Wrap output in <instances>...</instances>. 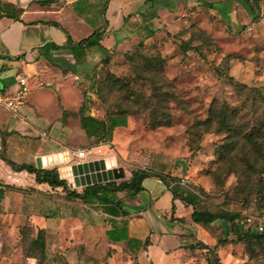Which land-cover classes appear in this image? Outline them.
Returning <instances> with one entry per match:
<instances>
[{
	"label": "rangeland",
	"instance_id": "1",
	"mask_svg": "<svg viewBox=\"0 0 264 264\" xmlns=\"http://www.w3.org/2000/svg\"><path fill=\"white\" fill-rule=\"evenodd\" d=\"M153 3L163 14L155 33L140 36L137 28L122 46V36L113 35V48L95 67L84 65L76 81L79 87L91 83L81 89L92 117L120 109L129 114L117 143L99 145L98 154L119 159L118 167L128 171L125 180L143 167L182 176L205 190L204 206L212 211L245 216L264 210V0L252 4L253 13L249 0H224L211 8L190 0ZM90 33L82 25L75 35ZM221 111L232 130L221 123ZM48 114L52 120L58 116L53 102ZM72 116L79 119V111ZM259 129L263 136L257 141L245 137ZM8 192L0 202V264H153L126 243L110 242L105 217L90 207H80L85 212L79 214L77 201L61 189L45 197L30 196L27 189ZM41 229L43 252L33 243ZM204 229L211 243L193 234L195 246L187 244L171 264H218L216 256L220 264H264V241L239 243L220 221ZM201 243L208 249L199 248Z\"/></svg>",
	"mask_w": 264,
	"mask_h": 264
},
{
	"label": "crops",
	"instance_id": "2",
	"mask_svg": "<svg viewBox=\"0 0 264 264\" xmlns=\"http://www.w3.org/2000/svg\"><path fill=\"white\" fill-rule=\"evenodd\" d=\"M37 1L0 0L21 11L19 21L7 17L0 19V92L14 94L18 90L19 76L27 79L31 89L19 115L0 108V131L8 134L7 155L18 164L36 168L38 158L58 153L65 154V158L69 159L68 165L83 162L77 155L80 150L87 151L86 162L111 157L113 155L106 152L98 154L100 147L91 146L81 128L80 119L72 116L83 103L81 87L87 90L91 85L84 81L83 86L79 87L75 76L83 77L84 65H88L87 70L93 68L107 55L113 48V35L122 36V40L119 38V46H122L127 37L137 35V28L143 30L140 36L154 34L163 15L162 9L151 0H86L83 8L80 7L85 11L82 16L74 8L80 0H54L50 6H41ZM193 1L213 6L224 0H190L192 4ZM82 25L91 28V35L96 28L106 26L101 47L89 48L84 54L81 51L74 53L70 49H57L66 46L69 37L73 42L85 39H77L75 35ZM71 97H74V104L68 103ZM50 102L58 110V116L53 120L48 114ZM71 105L74 107L69 109ZM64 111L67 112L65 124ZM125 128L115 131L113 145L117 143V132ZM1 149L0 135L1 184L27 189L33 197L54 193L47 184H38L33 174L14 171L9 167L1 159ZM65 166L46 169L57 168L60 171ZM143 168L162 174L169 173L157 168ZM124 170L126 178L128 171L125 167ZM172 177L181 179L183 186L189 183L177 174H172ZM173 185L170 180L151 176L144 180L141 193L131 201L124 202L123 207L128 216L113 218L98 210L109 224L107 232L127 228L129 241L121 243H126L131 251L137 252L143 261L153 264L173 263L175 256L183 252V247L187 244L195 246L191 242L193 234L211 243L204 227L193 222V208L174 198ZM77 190L81 192L83 188ZM79 203H75L79 214L85 212V207L89 209Z\"/></svg>",
	"mask_w": 264,
	"mask_h": 264
},
{
	"label": "trees",
	"instance_id": "3",
	"mask_svg": "<svg viewBox=\"0 0 264 264\" xmlns=\"http://www.w3.org/2000/svg\"><path fill=\"white\" fill-rule=\"evenodd\" d=\"M155 1V0H151ZM86 0H80L75 4L74 8L80 15H84V3ZM41 6H50L54 3V0H39L36 2ZM108 1L105 3V8L107 7ZM258 6L259 0H253L251 2L252 13L255 12L253 5ZM209 8L212 4H206ZM81 7V8H80ZM105 8L102 10V14L105 12ZM21 11L17 10L15 6L9 3L0 2V19L3 17L11 18L14 20H20ZM254 22L260 20V16L254 15L252 17ZM59 26V24H53ZM106 26L98 27L94 30L92 35L81 40L80 42H73L71 37L68 38V42L64 47H57V49H70L74 53L81 51L83 54L89 48L100 46L101 41L104 37V31ZM102 63L105 65L109 63V58H105ZM115 82H120L121 79L116 78L112 74H107ZM85 94V92H84ZM80 113V125L81 128L89 139L91 146H99L101 144H111L113 142L114 133L118 128H125L128 125V113L125 110L110 111L108 110L103 119L92 117L87 112V106L84 102L79 109ZM221 123H227L229 130H232L231 124L227 121V116L224 111L220 113ZM67 112H63V123H66ZM2 137V149H1V159L14 171L22 172L26 171L29 174L35 176V181L38 184H47L53 190L61 189L66 198L69 201H77L83 205L90 207L94 210H101L104 214L113 217H126L128 213L124 210V201L120 197V194H125L129 198L134 199L143 190V182L145 179L155 176L159 177L164 181H171L174 183L172 186V193L175 199H180L185 205L193 208L192 219L197 225L204 228L211 226L217 221L227 223L229 225V233L234 236L237 242L246 244L251 243H262L264 241V233H257L252 229H249L246 224V218L240 213L231 212L228 210L219 209L218 211H212L204 206V199L207 197L205 190L199 186L187 183L183 186L180 182L181 179L172 177V174H162L148 169L138 168L131 172V177L128 180L112 181L108 183H102L97 185H92L83 188L81 192L77 189H71L70 184L67 179L61 178V174L57 168L52 169H39L32 165L18 164L12 161L7 155V135L5 132L0 131ZM263 136L262 129L257 130V134L254 132H249L245 134L248 139H253L257 141L260 136ZM261 193L264 198V187H261ZM18 190L22 191V188L3 185L0 182V202H2L8 191ZM246 201V200H245ZM264 211V210H262ZM107 236L112 243H121L124 241H129L127 228L113 229L107 232ZM34 245L40 251H44L46 247L45 243V231L43 229L39 230L37 233V238L34 240ZM130 243V242H129ZM226 242L219 241L218 245L222 246ZM199 248H206L203 243L200 244ZM216 261L218 264V258L216 256Z\"/></svg>",
	"mask_w": 264,
	"mask_h": 264
},
{
	"label": "water",
	"instance_id": "4",
	"mask_svg": "<svg viewBox=\"0 0 264 264\" xmlns=\"http://www.w3.org/2000/svg\"><path fill=\"white\" fill-rule=\"evenodd\" d=\"M65 154L58 153L37 159V168L46 169L67 165L60 170L64 179H68L71 189L85 188L92 185L119 181L125 179V170L118 167L117 159L103 158L94 161L78 162L68 165Z\"/></svg>",
	"mask_w": 264,
	"mask_h": 264
},
{
	"label": "built area",
	"instance_id": "5",
	"mask_svg": "<svg viewBox=\"0 0 264 264\" xmlns=\"http://www.w3.org/2000/svg\"><path fill=\"white\" fill-rule=\"evenodd\" d=\"M75 80L79 81L80 77L75 76ZM31 92L29 83L25 77H18V90L9 95L4 92H0V108L4 109L14 115H19L22 107L25 105L28 96ZM101 148V147H100ZM99 148V152L100 151ZM86 150H80L77 155L81 161H85ZM61 178H63L61 176ZM246 224L249 229L254 230L257 233H264V211H259L255 214L245 215Z\"/></svg>",
	"mask_w": 264,
	"mask_h": 264
}]
</instances>
